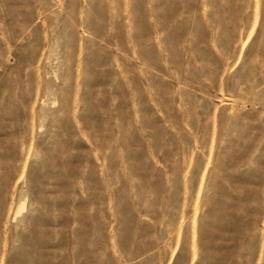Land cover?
Returning <instances> with one entry per match:
<instances>
[{
    "label": "rangeland",
    "instance_id": "374dc122",
    "mask_svg": "<svg viewBox=\"0 0 264 264\" xmlns=\"http://www.w3.org/2000/svg\"><path fill=\"white\" fill-rule=\"evenodd\" d=\"M0 264H264V0H0Z\"/></svg>",
    "mask_w": 264,
    "mask_h": 264
},
{
    "label": "bare ground",
    "instance_id": "6f19581e",
    "mask_svg": "<svg viewBox=\"0 0 264 264\" xmlns=\"http://www.w3.org/2000/svg\"><path fill=\"white\" fill-rule=\"evenodd\" d=\"M233 15V14H232ZM235 18V17H234ZM234 18L233 19H231L232 21H234ZM234 23V22H233ZM225 29V28H224ZM224 31H226V30H224ZM14 179H16V177H14ZM57 180H60L59 179V176L57 177ZM18 182H21V177L18 179V180H16V184L18 185V184H20V183H18ZM58 183H60L61 184V182H58ZM221 219V218H220ZM39 235V236H41L39 233H37L36 232V229L35 228H32V233H31V235H30V237H31V239H32V242L34 241V239L36 238V235ZM30 237H26L25 238V242H28L29 241V239H30ZM21 252H23L24 253V251H21ZM29 258V257H28Z\"/></svg>",
    "mask_w": 264,
    "mask_h": 264
}]
</instances>
